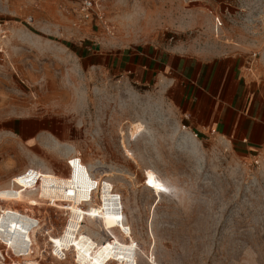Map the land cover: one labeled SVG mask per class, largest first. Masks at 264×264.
<instances>
[{"label":"rangeland","instance_id":"1","mask_svg":"<svg viewBox=\"0 0 264 264\" xmlns=\"http://www.w3.org/2000/svg\"><path fill=\"white\" fill-rule=\"evenodd\" d=\"M79 1L0 0V205L41 219L7 213L3 239L42 264H264V150L124 68L150 48L264 71V0Z\"/></svg>","mask_w":264,"mask_h":264},{"label":"crops","instance_id":"2","mask_svg":"<svg viewBox=\"0 0 264 264\" xmlns=\"http://www.w3.org/2000/svg\"><path fill=\"white\" fill-rule=\"evenodd\" d=\"M126 71L169 93L178 120L201 134L217 135L247 152L264 150V71L237 57L184 55L146 48L128 56Z\"/></svg>","mask_w":264,"mask_h":264},{"label":"built area","instance_id":"3","mask_svg":"<svg viewBox=\"0 0 264 264\" xmlns=\"http://www.w3.org/2000/svg\"><path fill=\"white\" fill-rule=\"evenodd\" d=\"M97 2L98 0H80L78 3V6L75 7L74 12L77 13L79 16H81L84 19H90L91 17H95L99 20L103 19V14L102 12L97 9ZM7 202V201H12V200H6L3 199L0 196V202ZM14 201V200H13ZM29 210V209H28ZM25 210L17 209L15 207H6V205H0V227L5 228L8 223H9V218L10 216L7 215V213H17L20 212L21 216L25 215L26 217H30V219L34 221L35 223V228H40V222L41 219L38 216H32L31 213L27 214L24 212ZM30 212V210H29ZM5 226V227H4ZM49 232V231H47ZM45 232V234H47ZM2 233L0 234V264H42L40 259L38 257H32V254L25 255L24 258H20L18 254H16L11 247L9 243H7L3 237ZM51 235L47 234V242L50 239ZM36 239V238H35ZM51 245H53V242H50ZM27 248L32 246V242H27ZM50 253H52V250L50 248ZM61 257L57 255L51 254L52 257H55L57 260H65L67 257L68 252L67 251H62L61 252ZM23 257V256H22ZM46 263L48 264H53V261L51 260H45Z\"/></svg>","mask_w":264,"mask_h":264}]
</instances>
